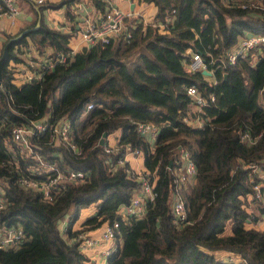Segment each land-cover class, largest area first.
Segmentation results:
<instances>
[{"label":"trees","instance_id":"obj_1","mask_svg":"<svg viewBox=\"0 0 264 264\" xmlns=\"http://www.w3.org/2000/svg\"><path fill=\"white\" fill-rule=\"evenodd\" d=\"M74 1H64L67 13ZM91 1L105 7V0ZM138 1L155 6V22L145 24L138 16L128 41L119 37L71 53V32L41 22L10 44L0 81V222L20 229L23 237L0 248V264H84L75 237L113 220H119L116 247L106 264H264V229L245 224L264 212L259 201V215L248 209L254 189L246 166L264 168V50H255V58L249 51L234 64L210 65L211 80L184 63L191 51L206 60L218 58L242 35L264 34V11L242 8L237 0ZM30 44L50 47V58L63 53L67 59L45 69L40 79L16 83L15 64L24 61L21 47ZM189 86L215 96L198 127L183 120L192 106ZM89 102L93 105L85 110ZM48 111L52 123L70 122L75 148L47 143L45 132L36 139L40 154L60 172H84L81 181L53 188L49 200L41 189L17 181L33 158L18 154L17 166L8 160L11 129ZM138 122L156 125L153 148L137 131ZM113 132L115 150L107 152L106 135ZM243 133L254 141L243 140ZM126 145L142 154L143 175L153 181L154 197L140 217L119 213L141 186L128 163H119ZM180 147L188 149L196 169L194 180L180 188L184 218L173 212ZM89 205L94 213L72 229Z\"/></svg>","mask_w":264,"mask_h":264},{"label":"built area","instance_id":"obj_2","mask_svg":"<svg viewBox=\"0 0 264 264\" xmlns=\"http://www.w3.org/2000/svg\"><path fill=\"white\" fill-rule=\"evenodd\" d=\"M17 0H0V18L7 16L11 23H14L15 17L19 12ZM35 4H43L46 0H30ZM59 3H64L65 0H56ZM84 0H76L72 4V10L76 14H81L82 17L77 21L76 33L79 35L84 43V46H92L95 44H107L114 42L121 37L123 40L128 41L131 37L130 28L134 26V20L139 16L145 24H153L155 22L154 17L144 18L135 14L131 9L121 10L110 1H105V7L103 9L97 8L96 11L91 12L87 10ZM242 8H257L264 11V0H237ZM162 25V24H161ZM255 50L261 52L264 50V34L260 33H248L242 35L236 44L232 46L224 55L213 58L212 56L206 60L198 51L190 53L187 61L184 62L188 70L203 71L206 70L209 73H205L211 80L213 78V70L210 65L217 64L221 66L234 64L238 57L245 56L249 51H253V58L256 57ZM74 51L71 49L70 51ZM49 53L45 56L44 60L22 61L20 65L15 64L16 74L14 82L22 83L31 80L40 79L45 69L52 67L56 63H62L66 61V54L58 53L54 57H48ZM34 61V62H33ZM187 93L191 98L192 106L189 111L183 117V120L192 127L201 126L204 123L203 110L212 105L215 96L213 93L203 95L198 91L195 86H189ZM92 103L89 102L85 110H89L92 107ZM192 107L194 109H192ZM192 111L194 113H192ZM136 129L138 132L147 136V140L155 141L157 127L150 122H138ZM71 124L67 119H60L56 122L49 120L47 112L36 120H30L26 125H15L11 129V145L8 149V160L10 163H14L17 155H25L34 159V162L28 166L26 174H22L17 178L18 183L23 187L39 188L44 193V198L51 199V191L53 188L60 186L61 183L67 181H81L84 178V172L81 170L69 169L66 172H60L56 166L46 161L39 152V145L36 139L45 132H48L47 143L58 146L63 144L66 148H75L74 144L70 141L71 137ZM242 139L252 143L254 139L248 133H243ZM13 143V144H12ZM107 152L115 150L114 146H109L105 149ZM130 152L132 154H138V149H132L129 145L125 146V153ZM125 155V154H124ZM180 164L174 169V197L173 212L176 217L184 218V202L180 188L183 184L190 183L194 180L196 173L195 165L190 157L188 149L185 147L179 148ZM125 161V156L119 159V163L122 164ZM17 166V163L15 162ZM251 168L250 181L254 193L250 195L249 207L256 205V201H259L264 208V168H261L257 164H246ZM135 173V172H134ZM137 174V173H135ZM141 180V186L139 190L132 196L129 204L120 207L119 213L122 216L127 214L140 217L144 214L146 209V202L152 200L154 197L153 181L151 182L149 176L137 174ZM257 176V180L255 176ZM1 183V181H0ZM4 200L1 197L0 191V208L3 207ZM255 208V207H254ZM252 216L258 213H254L253 209L250 210ZM259 215V214H258ZM248 220L246 222L258 221ZM119 227V220L104 221L101 225L100 233L96 236L82 232L78 234L75 239L79 241V248L85 254V263L95 262L99 260V264H106V257L116 247V233ZM23 234L20 229L15 227H7L0 222V248H8L15 246L22 239Z\"/></svg>","mask_w":264,"mask_h":264},{"label":"crops","instance_id":"obj_3","mask_svg":"<svg viewBox=\"0 0 264 264\" xmlns=\"http://www.w3.org/2000/svg\"><path fill=\"white\" fill-rule=\"evenodd\" d=\"M110 1L112 4L118 6L121 10L131 9L135 12V14L140 15L144 18L154 17L155 14V6L153 8V13L150 15H145V9L141 8L140 5L136 3V0H105ZM17 5L19 8V12L15 17L14 23L10 22L9 17L2 16L0 18V56L2 54L4 45L6 42L12 38H8L9 34H16L20 29L28 30L29 28L38 26L41 22L47 25L50 28L71 32L70 39L68 41V45L70 49L73 51L78 50L82 46V40L79 35L76 33L77 21L82 17L81 14H76L72 10V4L69 6V12L66 3H59L56 0H46L44 4L38 5L30 0H17ZM86 4L87 10L94 12L97 7L93 4L91 0H84ZM1 3V2H0ZM57 3V4H56ZM116 3V4H115ZM19 31L18 34L21 32ZM17 34V35H18ZM16 36V35H15ZM13 36V37H15ZM25 49V52L21 54L24 61H30L34 58V60H44L45 56L52 51V49L48 46L43 49H39L34 45L30 44V47H21ZM77 48V49H76ZM9 49V48H8ZM31 55V56H30ZM39 59V60H38ZM34 62V61H33ZM209 79V78H208ZM192 109H194L192 107ZM49 115V111L47 112ZM118 134L117 132L109 133L106 135V139L111 146H114L117 140ZM150 146L153 148L154 140L150 139ZM125 161L128 163L130 169L137 174L144 173L146 171L143 163V157H138L139 155L132 154L130 152L125 153ZM94 206V205H93ZM95 209L91 207H83L80 210L78 218L72 224V229H78L81 227V223L91 214H93ZM258 221L246 222L247 227H253L256 229H264V212L260 213L258 216ZM67 219L63 221L61 229L65 228ZM101 226L86 231V233L91 235H98L100 233ZM222 255H227L223 253ZM230 258V257H229ZM236 262H238V258H233ZM99 260H96L92 263H84V264H99Z\"/></svg>","mask_w":264,"mask_h":264},{"label":"rangeland","instance_id":"obj_4","mask_svg":"<svg viewBox=\"0 0 264 264\" xmlns=\"http://www.w3.org/2000/svg\"><path fill=\"white\" fill-rule=\"evenodd\" d=\"M136 3L138 4V5H140L141 6V8L143 9H145V15L147 16V15H150V14H152L153 13V8H154V5L152 4V3H147V2H143V1H138V0H136ZM116 4V3H115ZM118 7V6H117ZM119 8V7H118ZM120 9V8H119ZM154 14V13H153ZM84 46V43H83V41H82V46L81 47H83ZM77 49V48H76ZM80 49V48H79ZM31 56V55H30ZM34 59V58H33ZM21 64V62H17V65H20ZM16 78H14V80H15ZM260 102L264 105V99H260ZM137 155H139L138 157H142V154L141 153H139V154H137ZM261 205V204H260ZM258 206H259V204L257 205H251L250 207H248V209H249V211L250 210H252L253 209V211H255V213H258L259 212V210H258ZM263 206H264V203H263ZM88 207V206H87ZM89 207H91V208H93V210L95 209V207L93 206V205H89ZM255 207V208H254ZM225 231L226 232H228L229 231V223H228V225H227V227H226V229H225Z\"/></svg>","mask_w":264,"mask_h":264},{"label":"water","instance_id":"obj_5","mask_svg":"<svg viewBox=\"0 0 264 264\" xmlns=\"http://www.w3.org/2000/svg\"><path fill=\"white\" fill-rule=\"evenodd\" d=\"M27 31V29L26 30H23V31H21L18 35H16L15 37H12V38H10L7 42H6V44L4 45V48H3V51H2V54H1V56H0V81H1V69H2V65H3V63H4V60H5V57H6V55H7V53H8V48H9V46H10V44L13 42V41H15L17 38H19L21 35H23V33H25ZM202 73H209L208 71H206V70H203L202 71ZM105 136V134H103V137ZM103 141V138H101V140H100V142H102Z\"/></svg>","mask_w":264,"mask_h":264}]
</instances>
